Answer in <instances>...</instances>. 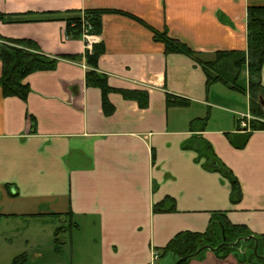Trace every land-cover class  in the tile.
I'll return each instance as SVG.
<instances>
[{
	"label": "crops",
	"instance_id": "obj_1",
	"mask_svg": "<svg viewBox=\"0 0 264 264\" xmlns=\"http://www.w3.org/2000/svg\"><path fill=\"white\" fill-rule=\"evenodd\" d=\"M249 6H264V0H0V13L122 11L196 52L213 54L247 51ZM0 36L33 40L49 56H84L89 46L103 43L99 71L109 85L149 93L147 109L110 94L114 113L107 115L101 90L86 86L84 63L65 60L26 78V101L5 98L0 88V236L19 220H26V231L53 234L63 219L81 220L94 235L91 264H150L154 251L160 253L156 264H173L176 257L163 256L162 249L180 233L206 232L213 213L264 235V130L242 131L238 121L239 113L252 114L250 92L222 83L208 89L206 75L189 57L166 55L147 27L122 15H105L102 35L89 40L68 39L63 22H0ZM242 78L247 81L246 71ZM167 93L190 104L168 107ZM207 114L201 131L197 121ZM245 134L250 138L242 149L229 141L231 135L240 143ZM195 136L210 143L238 179L240 203H231L228 179L184 149ZM167 198L176 211L154 212ZM44 255L37 251L32 261ZM204 260L189 264H237L212 251Z\"/></svg>",
	"mask_w": 264,
	"mask_h": 264
},
{
	"label": "trees",
	"instance_id": "obj_2",
	"mask_svg": "<svg viewBox=\"0 0 264 264\" xmlns=\"http://www.w3.org/2000/svg\"><path fill=\"white\" fill-rule=\"evenodd\" d=\"M110 14L129 17L147 27L153 34V40L164 46L166 55L175 54L189 57L206 75V87L208 89L215 83H222L243 93L250 92L252 114L264 119V108L260 103V99L264 94V88L261 86L264 67V6H249L247 8V51H220L213 54L196 52L185 43L171 38L167 30L158 31L149 27L138 17L116 10L89 9L66 12L0 13V22L4 24L63 22L68 39L85 40L84 33L86 31L93 36L102 35L103 17ZM105 53L106 47L103 43H100L93 45L92 50L88 49L84 56H49L33 40L10 39L0 36V61L2 62L0 88L2 95L5 98L17 97L26 101L31 92L30 86L24 83L26 78L37 72L54 71L59 61L65 60L84 63L86 66V86L101 90L102 104L107 115L114 113V107L108 98L112 93L120 94L125 100L137 102L141 109H147L149 106V93L146 91L115 89L109 85L107 75L99 71V61ZM245 71L248 74L247 81L242 78ZM189 104L188 99L170 93L166 94V105L168 107H186ZM207 120L208 117L197 121V124L202 127L201 131L205 130ZM193 124L195 125V121L192 122V128ZM250 127L251 131L264 130V122L253 121ZM228 138L236 148L242 149L247 144L250 134H245L240 143L235 141L231 135H228ZM184 149L195 151L197 154L196 161L198 163L202 162V166L206 170L216 171L228 179L231 185L230 201L232 204H238L243 200V192L238 179L216 157L210 143L202 137L195 136L184 145ZM153 210L156 213L175 212V201L167 198L155 205ZM57 234L55 232V236ZM249 236H253L257 240L256 254L255 241L251 240L247 244L246 252L242 248V246H245L244 243L240 242L234 248L222 247L214 251L215 255L222 260L234 255L238 264H264V235H252L246 227L233 225L224 212L212 214L208 230L204 233L186 232L178 234L162 249V254L163 256L172 254L176 257V261L189 257L188 260L181 263L189 264L194 259H205L207 250H203L194 258L191 257L202 247L217 248L224 242V238L226 243L231 244ZM158 254L160 256V253ZM27 260V254L23 253L16 257L12 264H25Z\"/></svg>",
	"mask_w": 264,
	"mask_h": 264
},
{
	"label": "rangeland",
	"instance_id": "obj_3",
	"mask_svg": "<svg viewBox=\"0 0 264 264\" xmlns=\"http://www.w3.org/2000/svg\"><path fill=\"white\" fill-rule=\"evenodd\" d=\"M206 117L209 119L208 114ZM214 118H216L215 113ZM10 223L13 224H10L0 236V264H12L13 260L23 253L28 256V260L25 264H77L80 259H82L85 264H91V258L95 255V251H91L90 249V243L93 242L94 235L83 225L81 220L73 221L68 219L65 221V219H63V222L58 225L57 229L54 231V234L52 231H49V229L36 230L38 233H33L31 230L26 231V220ZM77 225H81V228H77ZM55 232L58 233L56 236ZM52 235L54 237L48 239V237H52ZM80 244H82L85 249L82 255L80 254ZM247 244L248 243H244L245 246H242L244 252L247 251ZM39 245H41V248ZM56 249H58V251H56ZM37 251H43L45 255L41 259L33 262V257L36 255ZM231 256L236 259L234 255H230L229 257ZM228 258L224 259V261ZM254 262L256 263V261Z\"/></svg>",
	"mask_w": 264,
	"mask_h": 264
},
{
	"label": "built area",
	"instance_id": "obj_4",
	"mask_svg": "<svg viewBox=\"0 0 264 264\" xmlns=\"http://www.w3.org/2000/svg\"><path fill=\"white\" fill-rule=\"evenodd\" d=\"M84 38L87 40H89L91 38V35L88 33V31H86L84 33ZM90 48H91V46H90ZM84 67L86 68L85 65H84ZM238 121H239V129L240 130L245 131V132H250L251 131V127H250L251 122H253V121L264 122V119L257 117V116H255L249 112V113H244V114L239 113L238 114ZM159 258H160L159 254L156 251H154L153 259H152V262L150 264H156V262L159 260Z\"/></svg>",
	"mask_w": 264,
	"mask_h": 264
},
{
	"label": "water",
	"instance_id": "obj_5",
	"mask_svg": "<svg viewBox=\"0 0 264 264\" xmlns=\"http://www.w3.org/2000/svg\"><path fill=\"white\" fill-rule=\"evenodd\" d=\"M261 104L263 105V108H264V100L261 99ZM225 238H224V242L222 244H220L217 248H212L211 246H205V247H202L200 248L195 254L191 255L192 258L198 256L203 250H207V251H217L219 250L220 248L222 247H230V248H234L237 246V244H239L240 242H243V243H249L251 240H254L255 241V254L257 253V247H258V243H257V240L255 239V237L253 236H249L247 238H241L239 239L238 241H236L235 243H231V244H228L225 242ZM189 257H185V258H182L180 260H178L175 264H181L182 262L188 260Z\"/></svg>",
	"mask_w": 264,
	"mask_h": 264
}]
</instances>
